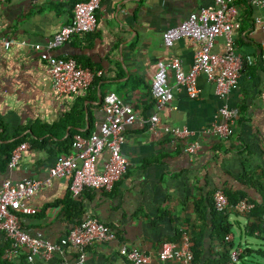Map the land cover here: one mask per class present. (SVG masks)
<instances>
[{
	"label": "crops",
	"instance_id": "obj_1",
	"mask_svg": "<svg viewBox=\"0 0 264 264\" xmlns=\"http://www.w3.org/2000/svg\"><path fill=\"white\" fill-rule=\"evenodd\" d=\"M213 3L102 0L97 29L75 35L57 47L55 54L74 57L103 72L88 89L59 95L47 62L20 42L51 39L71 21L72 1H0V185L6 178L47 177L77 133L90 135L99 129L106 118L103 98L110 91L130 103L138 116L127 125L122 145L130 161L127 172L112 190L88 188L73 198L70 178H56L26 201L35 212L22 215L31 233L42 231L53 241L88 214L113 226L117 237L89 245L82 263H77L78 252L73 248L65 255L55 253L32 261L22 250L15 259L7 260V243L0 229V264H131L120 251L122 244L142 248L156 259L162 243L180 240L182 231L193 239L201 263L217 261L220 252L241 249L242 264H264V27L256 23V18L264 19V6L240 0L231 13L235 48L243 68L238 87L227 97L217 94L205 72L198 76L196 98L177 87L172 70L168 74L174 93L171 102L157 109L151 91L159 60L169 62L178 56L188 71L199 49L186 37L167 46L164 31ZM5 39L14 42L6 47ZM224 49L225 37L219 36L215 50ZM224 104L232 109L235 122L231 134L221 138L207 130L223 120L220 111ZM153 113L160 117L154 128L148 121L142 122ZM173 127L190 132L178 137L168 130ZM194 140L201 147L189 154L184 147ZM22 143H28L30 149L10 168L12 150ZM109 154L105 148L97 161L99 169L104 168ZM219 188L234 199L248 197L255 209L250 213L217 212L213 195ZM221 224L230 228L229 240L220 237Z\"/></svg>",
	"mask_w": 264,
	"mask_h": 264
},
{
	"label": "built area",
	"instance_id": "obj_2",
	"mask_svg": "<svg viewBox=\"0 0 264 264\" xmlns=\"http://www.w3.org/2000/svg\"><path fill=\"white\" fill-rule=\"evenodd\" d=\"M5 1V0H0ZM70 1V0H67ZM240 0H214L212 5L203 6L193 11L180 24L169 27L164 31V42L172 47L176 40L186 37L199 46L193 66L185 70L182 59L178 56L171 61L159 60L152 82V95L157 109H162L173 99V90L168 84L169 70L174 72L178 88L185 89L196 98L199 96L198 76L205 72L216 85L217 94L225 98L239 85L243 59L235 48L234 22L231 13ZM102 0H82L74 4L71 21L45 43L21 41L22 46H29L40 53L47 62V71L52 79L57 94H73L88 89L94 78L102 74L101 69L87 66L74 57L55 54V49L70 41L75 35L93 32L97 29V11ZM253 5L264 6V0H250ZM256 23L264 27V19L256 18ZM225 37V49L216 51V39ZM13 40L5 39L4 44L10 47ZM264 64V42L261 52ZM103 110L106 113L104 122L97 131L90 135L77 133L72 149L68 154H61L50 167L45 178L27 176L20 180L6 178L0 185V229L4 232L7 243L4 257L15 259L22 250H26L27 258H50L55 253L65 255L67 249L73 248L78 252L77 263L87 258L88 246L97 241L107 242L117 237L116 229L88 214L80 223L57 241L49 239L42 231L31 233L25 227L23 214L33 213L35 208L27 204L35 193L50 185L56 178H70V192L73 198L80 197L85 189L112 190L115 183L123 177L129 166V158L123 153L122 145L126 140L127 125L138 120L134 107L123 100L115 91L108 92L103 98ZM223 120L214 123L209 132L219 137H228L235 122L232 109L224 104L221 107ZM154 128L160 121L158 113H153L147 120ZM175 136L185 137L190 131L187 128H168ZM199 140L186 143L184 150L189 154L199 151ZM108 148L109 157L104 168L99 169L97 161L103 150ZM28 143H22L13 148L8 166L14 168ZM214 207L219 212L230 209L241 212H252L256 204L248 197L231 200L222 188L215 190ZM231 235L226 236L229 240ZM121 253L131 264H193L195 253L192 239L188 231H182L178 241H164L156 259L153 254L139 247L122 244ZM241 249L230 253V258L222 264H237L241 258Z\"/></svg>",
	"mask_w": 264,
	"mask_h": 264
},
{
	"label": "trees",
	"instance_id": "obj_3",
	"mask_svg": "<svg viewBox=\"0 0 264 264\" xmlns=\"http://www.w3.org/2000/svg\"><path fill=\"white\" fill-rule=\"evenodd\" d=\"M71 1L73 3V6H74V4L77 1H82V0H71ZM73 140L74 139H72L70 141V143L68 144L67 148H69V149L67 151H64L66 154L72 148ZM229 198L231 200H237V199H234V197H232L231 195H229ZM214 210H216L215 207H214ZM217 212H219V211H217ZM80 222H81V220L78 223H80ZM219 227H220V229H219L220 237L222 239L226 240V236L230 233V228L229 227H225L222 224L219 225ZM193 249H194V253H195V261H194L195 264H222V263H224L225 261H227L230 258V252L229 253L228 252H224V253L220 252V253L217 254V256H219V259L217 261H209V262L201 263L202 256L200 254V251L198 252L197 246L195 244H193Z\"/></svg>",
	"mask_w": 264,
	"mask_h": 264
},
{
	"label": "rangeland",
	"instance_id": "obj_4",
	"mask_svg": "<svg viewBox=\"0 0 264 264\" xmlns=\"http://www.w3.org/2000/svg\"><path fill=\"white\" fill-rule=\"evenodd\" d=\"M234 232H235L236 235H237L238 232L240 233V231L237 230V228L234 230ZM238 264H242L241 261H239Z\"/></svg>",
	"mask_w": 264,
	"mask_h": 264
}]
</instances>
